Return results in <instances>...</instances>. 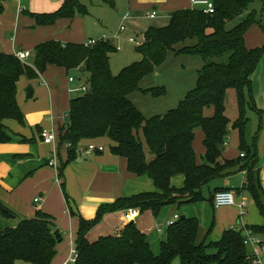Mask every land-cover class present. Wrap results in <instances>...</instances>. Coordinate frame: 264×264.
Segmentation results:
<instances>
[{
	"label": "trees",
	"instance_id": "16d2710c",
	"mask_svg": "<svg viewBox=\"0 0 264 264\" xmlns=\"http://www.w3.org/2000/svg\"><path fill=\"white\" fill-rule=\"evenodd\" d=\"M205 1L213 3L212 13L204 12L205 6L176 9L164 25L147 27L142 33V44L135 48L141 59L122 67L117 74L110 70V55L117 49L110 41L99 40L85 46L46 40L33 48L29 64L14 54L0 53V142L10 139L4 120L23 123V113L16 101V84L21 76L37 78L48 65L62 67L67 72L78 68L87 75L88 89L70 99L66 125L59 130L60 142L68 144L67 161L74 159L81 139L107 135L113 141L110 151L126 159L127 170L147 175L157 189L100 205L90 220L77 215L74 264H171L175 259L177 264H253L248 245L244 243L245 230L264 237V221L244 230H224L217 241H207V238L198 239V219L189 216L181 219L180 214L168 223L166 238L160 242L157 255L146 234L131 221L93 241L86 237L107 212L150 209L157 216L165 206L179 208L207 199L203 188L209 181L242 168L246 170L242 187L250 192L264 219V190L253 172L257 151L251 152L248 145L246 148L243 138L247 121L244 92L264 53V45L253 48L245 45L247 30L259 22L257 12L250 8L252 0ZM87 14L88 8L82 0H63L53 12L30 13V16L37 25H51L61 18ZM229 21L235 24L227 29ZM186 40L192 43L184 44ZM178 43L183 46L175 48ZM171 51L175 55H197L203 65L194 87L175 107L147 118L128 96L134 91L152 96L164 92L163 86L141 88L139 83ZM229 89L236 94L238 116L234 121L225 115ZM199 128L203 133L204 152L197 162L193 141ZM233 129L239 132V149L247 150L243 156L227 159L223 156L225 139ZM177 175L184 178L181 187L171 184L172 177ZM221 190H214L208 199L214 203L215 192ZM66 200L70 214L75 215L68 197ZM0 211L5 218L14 216L1 203ZM53 227L52 217L38 210L34 217L20 219L15 227L0 229V264H15L16 260L52 264L57 253Z\"/></svg>",
	"mask_w": 264,
	"mask_h": 264
},
{
	"label": "crops",
	"instance_id": "0c3cea01",
	"mask_svg": "<svg viewBox=\"0 0 264 264\" xmlns=\"http://www.w3.org/2000/svg\"><path fill=\"white\" fill-rule=\"evenodd\" d=\"M62 1L0 0V53L15 54L19 50L33 52L37 44L46 40L84 43L88 38H93L94 33L86 30V24L81 16L61 18L51 25H37L30 16V13L53 12ZM127 1L129 6L131 4L138 8L150 6L152 11L162 7L170 14L173 10L181 8H202L204 5L195 7V4H204L205 0ZM128 18H130L129 14ZM166 18L165 23L169 17ZM245 43L248 48L259 46L253 43L247 44L246 41ZM75 73H78V70L67 72L62 67L48 65L37 78L28 79L24 76L25 78H19L17 81L16 101L23 113V123L13 119L4 120L10 139L7 142H0V203L14 214L13 217L5 218L0 211V218L3 217L6 222L3 225L5 227H15L20 219L34 217L40 210L52 217L53 231L59 230L62 240L66 235L72 236L75 240L78 230L77 215L90 220L96 216L100 205L111 204L122 196L157 190L147 175H137L127 170L126 159L110 151L113 141L107 135L94 139H81L74 159L67 161L68 144L60 142L59 130L66 125L69 101L72 98L69 92L71 82L68 81V77ZM30 80L38 81L39 84L33 85L32 92L26 90L25 94L22 91ZM79 80L80 78H77L76 81ZM259 110L264 111V107ZM42 129L53 131L56 140L51 144L43 143L40 136ZM90 144L102 146L103 149L88 150ZM200 152L203 153L204 149H200ZM241 153L243 152L240 151L238 157ZM223 156L233 159L226 157L224 153ZM261 156L263 163L257 164L253 172H256L260 186L264 190V153ZM51 160L52 165L49 164ZM196 160L199 162L200 157ZM258 160L257 153L256 163ZM245 177L246 170L242 168L232 174L215 178L214 181L211 180L212 189L208 190V195H205L207 199L179 207V212L173 217L180 214L196 217L199 222L198 239L207 238V241H217L223 231L230 228L244 230L248 226L262 225L264 219L250 192L242 187L243 182L246 181ZM183 181V176L177 175L172 177L171 184L181 187ZM217 189L232 191L235 204L215 207L208 198ZM36 197L39 199L37 202L34 201ZM67 197L75 215L70 214ZM241 200L244 202L242 208L238 206ZM164 208L161 211L162 217L167 214L168 206ZM149 213L147 211L141 214L138 209L107 212L101 222L87 232L86 237L91 241L90 232L94 230L97 232V238L114 233L131 221L146 234L153 253L157 255L160 242L166 238L167 226L160 239H156V233L161 231V227L151 230L149 234L146 231L149 229L144 225V221L150 218ZM143 215L145 218L142 217ZM8 224L10 226H6ZM259 237L261 244L257 256L264 264V237ZM55 249L57 255L60 250L59 242ZM251 250L252 246H248L249 254ZM63 255L61 259H56L55 256L52 264L62 263L65 260Z\"/></svg>",
	"mask_w": 264,
	"mask_h": 264
},
{
	"label": "rangeland",
	"instance_id": "374dc122",
	"mask_svg": "<svg viewBox=\"0 0 264 264\" xmlns=\"http://www.w3.org/2000/svg\"><path fill=\"white\" fill-rule=\"evenodd\" d=\"M82 3L88 8V14L81 16L86 24V30L94 33L92 35L94 39H98L102 34H105L107 38H110L108 41L118 47L116 51L110 55V70L113 74H117L122 67L130 64L131 62L141 59V54L135 49L137 45L130 42L128 38L133 37L136 40L141 41V31H144L149 26H162L167 20L166 17H169V12L164 11L163 8L160 7V9L154 10L156 11V16L149 18L148 13L153 10L150 6L148 8H138L134 4L129 6L127 0H82ZM203 5L204 4L202 3H197L195 4V7H201ZM250 8L256 10L259 22H256L249 27L246 32L245 41L247 44L253 43L254 45L263 46L264 30L262 27L264 26V0H252ZM126 12H128L130 18L123 20L122 16L126 14ZM122 23L125 25V30L120 31L119 26ZM234 24L235 23L233 21H229L226 23L225 27L228 29ZM113 35H116L117 38H112ZM190 43H192V40H186L184 42V44ZM182 46V43H178L175 45V48H180ZM32 57L33 52H31V56L26 61L28 64L31 62ZM202 65L203 61L197 55H175L172 51L168 52L165 61L152 73L145 76L139 83L141 88L163 86L164 92L158 96H152L150 94H143L140 91H134L129 94L128 98L147 118L155 114H164L169 109L175 107L185 94L194 87L198 70H200ZM75 70H78V73H75V76L73 75V77L76 80L77 78H80V81L70 83L71 87L78 86L82 82H85L87 77L86 73H80L78 68ZM23 77L24 76L20 77V79ZM38 84V81L30 80L22 92L26 94L27 86L33 87V85L37 86ZM78 93L80 92L71 93V96L73 97ZM263 107L264 53L260 57L253 73L250 76V85L244 92L243 104L244 113L247 117L243 131V138L245 141L244 145L246 148H248V145L251 152L254 150L257 151L259 160L255 166L263 163L261 155L264 153V111H259V109H263ZM237 111L238 107L236 94L233 90L229 89L225 98V115L229 117L231 121H234L238 116ZM200 135L201 137H199ZM202 135V130L200 128L196 129L193 148L197 158H199L202 154V152L199 153L200 149H203ZM225 141L226 145L224 146V155L229 158L238 157L239 152L241 151L238 147L240 143L238 130H231ZM246 148L244 149L245 151L247 150ZM244 150L243 152L245 153ZM212 181L204 186V195H208V190L212 189ZM163 209L165 208H162L161 211ZM147 211L150 212V218L144 221V225L149 229L146 231L150 234L152 232L151 230L161 227V231L156 233V239H160L164 235V229L171 221L170 219H175L173 216L175 213L177 214L179 212V209L175 205H169L167 214L163 217L161 215V211L157 216H154L150 209L142 211L141 214ZM142 217L145 218V215ZM3 219V217L2 219L0 218V229H3L5 227L3 225L6 224ZM101 219L93 226V228L101 222ZM6 226H10V224ZM89 238L91 241L97 238L96 230L90 232ZM73 240L74 238H72V236L66 235L64 239L59 242L60 250H58L56 259H61V255L63 254V259L68 257L69 250L74 248V244L72 243ZM15 264L33 263L16 260ZM171 264H177V259H175Z\"/></svg>",
	"mask_w": 264,
	"mask_h": 264
},
{
	"label": "built area",
	"instance_id": "2783aa9c",
	"mask_svg": "<svg viewBox=\"0 0 264 264\" xmlns=\"http://www.w3.org/2000/svg\"><path fill=\"white\" fill-rule=\"evenodd\" d=\"M192 2H196L194 0H191ZM204 3V8L203 11L206 13H212L214 11V6L213 3L211 1H203ZM156 16V11H151L150 13H148V17L149 18H153ZM123 20L128 19V14H125L122 18ZM119 30L123 31L125 30V25L124 23H122L119 26ZM112 38H117L116 35H113ZM110 38H107L105 36V34H102L100 38L98 39H94V38H88L83 44L85 46H91L94 45L97 41L99 40H104V41H108ZM128 40L130 42L135 43L137 46L142 44L143 42V38H141V41L136 40L133 37H129ZM118 48V47H116ZM15 57L17 59H19L21 62L27 63V59L31 56V52L29 50H19L17 52H15ZM28 64V63H27ZM68 81L69 82H75L76 79L73 76H69L68 77ZM80 81V80H79ZM88 89V85L86 84V82H82L80 85L75 86V87H71L69 88V92L74 93V92H85ZM40 136L42 138V142L45 144H51L56 140V134L48 129H42L40 132ZM102 150L103 147L102 146H95L93 144L88 145V150ZM240 156H243V153L240 154ZM49 164L52 165V160L49 161ZM39 199L36 197L34 198V201L37 202ZM214 206L215 207H220V206H230V205H234L235 204V199H234V194L232 191L230 190H221L218 191L214 194ZM244 205V202L241 200L238 204V206L240 208H242V206ZM177 215H175L174 218H176ZM244 243L248 246H252V250H251V257H252V262L253 264H262L260 259L258 258L257 254L259 252V246L261 244V238L258 235H254L252 234V232L250 230H245V239H244ZM75 257H76V253H75V247L69 250V255L68 257L60 264H74L75 262Z\"/></svg>",
	"mask_w": 264,
	"mask_h": 264
},
{
	"label": "water",
	"instance_id": "95a60500",
	"mask_svg": "<svg viewBox=\"0 0 264 264\" xmlns=\"http://www.w3.org/2000/svg\"><path fill=\"white\" fill-rule=\"evenodd\" d=\"M26 90L28 92H32V89L30 86H28V88ZM180 218L181 219L184 218V215H181ZM53 233H54L55 238L57 239V242H61L62 238H61V234H60L59 230L56 229L53 231Z\"/></svg>",
	"mask_w": 264,
	"mask_h": 264
}]
</instances>
